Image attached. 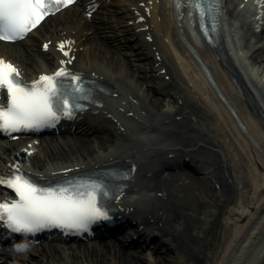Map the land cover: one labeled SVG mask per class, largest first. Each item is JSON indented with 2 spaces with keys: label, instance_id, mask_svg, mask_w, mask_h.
I'll list each match as a JSON object with an SVG mask.
<instances>
[{
  "label": "bare ground",
  "instance_id": "obj_1",
  "mask_svg": "<svg viewBox=\"0 0 264 264\" xmlns=\"http://www.w3.org/2000/svg\"><path fill=\"white\" fill-rule=\"evenodd\" d=\"M80 2L49 16L19 42L0 40V57L13 63L25 81L63 67L100 80L109 92L96 94L100 105L88 103L86 109L65 118L61 127L68 135L62 140L0 137V173L17 165L43 185L98 164L130 166L133 171L124 191L111 201L129 229L123 241L155 234L174 252L177 264H264V0H220V46L206 43L198 26L191 25L188 7L178 12L172 0ZM246 26L251 35L259 31L256 40L244 42L246 51L236 50ZM101 33L109 45L97 40ZM5 101L6 92L0 91V103ZM187 101L196 109L189 108ZM186 109L204 116L218 137L220 143L206 137L197 141L221 150L230 184L239 194L229 209L225 240L212 259L193 246L188 245V253L179 249L178 232L165 225V209L158 197L173 198L168 180L149 183L160 169L180 163L185 155L194 157L188 147L194 143L180 137L177 126L169 123ZM195 167L204 178L212 175L202 163ZM14 197L11 189L0 186V199ZM110 227L100 225L98 231ZM65 244L29 245L24 251L9 246L0 251V264L157 261L148 252L134 260L133 253L104 239L97 244Z\"/></svg>",
  "mask_w": 264,
  "mask_h": 264
},
{
  "label": "snow or ice",
  "instance_id": "obj_2",
  "mask_svg": "<svg viewBox=\"0 0 264 264\" xmlns=\"http://www.w3.org/2000/svg\"><path fill=\"white\" fill-rule=\"evenodd\" d=\"M72 2L0 0V39H22L47 15ZM188 2L191 8H199L202 16L212 4V0ZM64 77L70 80L66 83ZM0 91L6 92V102L0 103V130L7 132L21 127H41L62 115H71L73 109L80 107L74 100L84 95L87 87L80 75L73 76L63 67L25 81L13 63L0 57ZM0 186L15 193L14 198L0 199V226L9 231L26 234L53 225L66 231H80L96 220L108 218L104 197L110 189L103 180L44 186L17 165H11L0 173Z\"/></svg>",
  "mask_w": 264,
  "mask_h": 264
},
{
  "label": "rangeland",
  "instance_id": "obj_3",
  "mask_svg": "<svg viewBox=\"0 0 264 264\" xmlns=\"http://www.w3.org/2000/svg\"><path fill=\"white\" fill-rule=\"evenodd\" d=\"M102 34L100 37L97 36V40L99 42L104 41L103 43L109 45L108 40ZM241 35L242 44L250 40L251 32L247 26L241 31ZM149 93L154 96L159 95L155 94L154 91H149ZM183 99L182 96L181 100L183 101ZM187 105H190L188 107L191 109H196L189 101H187ZM200 116L186 109L183 114L175 115L169 121V123L177 126V134L180 137L189 139L190 142L194 143L188 146L194 155V157L192 156L194 159L191 157L189 159L187 155L184 156L185 162L190 166L180 162L176 164L174 169L167 168L163 172L155 174L149 183L157 185L165 179L168 180L173 198L170 200L165 195L156 196L160 197L165 209V225L169 228H175L178 232L176 239L180 246L179 249L188 253L189 246H193L197 252L207 254L212 259L225 240L228 231L225 223L230 217L229 209L239 194L234 189V184H230L231 177L225 169L228 167L222 160L221 150L197 141L199 138L206 137L220 143L218 137L208 127L207 120L201 114ZM93 134L99 135L100 133ZM56 135L59 140H62L68 134L58 133ZM72 135L82 136L84 134L75 132ZM94 135L88 136L95 138ZM50 137L48 136V138ZM200 160L203 165L208 166L211 170L212 175L208 174V179L204 178V174L195 167V163L198 166L201 164ZM158 194L160 195L161 191ZM120 230L123 235H126L129 229L123 225ZM117 238L108 237L106 241L115 242L117 249L125 250V246ZM126 252L130 255L133 253L131 257L134 260H138V255H142V252H148L149 255L157 258L155 264H177L173 261L174 252L167 250L166 244L155 234L147 237L145 235L143 238L132 242Z\"/></svg>",
  "mask_w": 264,
  "mask_h": 264
},
{
  "label": "clouds",
  "instance_id": "obj_4",
  "mask_svg": "<svg viewBox=\"0 0 264 264\" xmlns=\"http://www.w3.org/2000/svg\"><path fill=\"white\" fill-rule=\"evenodd\" d=\"M20 246V247H18ZM14 249H16L17 251H24L29 247V243L28 242H19L13 245Z\"/></svg>",
  "mask_w": 264,
  "mask_h": 264
}]
</instances>
